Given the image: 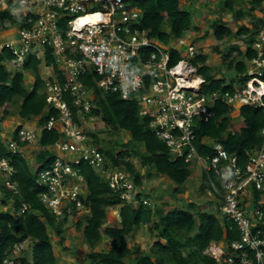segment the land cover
Masks as SVG:
<instances>
[{
  "label": "built area",
  "instance_id": "built-area-1",
  "mask_svg": "<svg viewBox=\"0 0 264 264\" xmlns=\"http://www.w3.org/2000/svg\"><path fill=\"white\" fill-rule=\"evenodd\" d=\"M7 9L19 18L13 26L17 39L0 44V51L8 49L14 55L7 61L10 69H23L32 56L44 61L47 48L54 59V66H47L52 76L45 80L44 89L48 108L57 113L50 114L41 125H22L18 132L19 141L33 145L44 130L60 131L52 146L55 159L36 179L39 187L46 188L40 196L52 213L64 218L88 212L81 199L87 197L85 176L79 167L82 162L100 171L124 203L151 204L139 194L130 173L113 165L91 134L89 124L99 117L91 114L93 91L82 79L94 72L104 92H118L122 99L137 101L140 115L150 119V127L166 142L173 160L197 164L202 172L220 179L219 187L210 177L212 189L208 192L219 200L221 217L236 223L240 238L213 242L204 253L219 264H264V129L262 146L247 152L245 165L221 142L210 138L202 142L212 145L214 153L200 154L195 132L196 123L214 117L212 107L218 100L232 112L242 106L264 111V25L253 43L257 54L247 63L249 79L235 83L233 91L206 94L201 91L203 79L192 87L194 80L189 77L196 70L186 72L185 67L190 65L187 61L178 65L184 64L179 71L182 74L177 73L178 66L169 67L168 46L150 37L149 30L138 27L141 11L130 0H0V11ZM98 14L105 19L81 21L82 17ZM147 49L151 51L145 57ZM188 53L195 55L193 45ZM19 141L9 138L8 149L21 153ZM0 170L5 175L4 183L18 193L16 182L11 180L15 168L9 158L0 160ZM29 209L24 202L19 213ZM21 250L22 244L15 245L4 264H19Z\"/></svg>",
  "mask_w": 264,
  "mask_h": 264
},
{
  "label": "trees",
  "instance_id": "trees-1",
  "mask_svg": "<svg viewBox=\"0 0 264 264\" xmlns=\"http://www.w3.org/2000/svg\"><path fill=\"white\" fill-rule=\"evenodd\" d=\"M230 12H234V0H222ZM264 0H251L249 12H254ZM134 7L141 11L138 27L150 31V37L156 38L164 45L170 46L175 40L183 38L193 24V12L183 6L182 0H130ZM235 18H241L244 10L235 12ZM19 18L12 9L0 11V25L9 29L10 25L18 24ZM9 24V25H6ZM264 23L252 22L251 26L241 25L237 34H245L246 50L238 47L237 56L227 63L229 55L220 51L218 45L215 50L222 53L223 61L228 69L236 70L237 78L227 82L225 77L212 74V67L208 64L209 56L206 53H197L191 64L197 69V74L203 76V93L214 91L234 90V83L248 80V65L246 59H252L257 51L253 48L256 34ZM214 38L223 42L231 40L235 30L223 18H217L210 25ZM147 49L144 56H148ZM47 58L42 61L32 56L21 70H8L6 61L14 58L8 49L0 51V123L13 115L12 106H17V114L23 121L39 117L42 124L45 119L56 110L47 109L45 79L40 74V66H54L52 51L47 48ZM169 67L176 66L183 59V52L170 47ZM143 57V58H145ZM33 73L35 81L31 88L26 86V74ZM264 78V77H263ZM99 76L89 72L83 77L85 85L93 91V109L91 114L99 116L101 121L112 133L126 131L130 139L125 143L111 140L108 146H102L100 139L93 134L99 148L111 160L113 165L122 166L134 177L137 185H143V176L136 168L131 154L132 146L140 145L145 154L140 153L141 166L152 167L158 174L166 175L174 184L175 192L181 191L184 184L192 175L191 164L184 159L173 160L165 142H163L150 128V119L139 114L136 100L122 99L117 92H104L98 87ZM72 106L71 100L67 99ZM215 115L209 121L200 120L195 125L197 134L196 145L202 155L213 154L214 149L209 143L202 142L204 138L219 141L230 154L238 157L241 165L247 162V152L258 149L263 144L262 130L264 129V111L251 106H242L237 116L223 101L218 100L212 107ZM240 120L236 127L234 119ZM19 128V127H18ZM19 129L14 134L19 141ZM92 134V133H91ZM60 137V131L44 130L39 137L40 146L36 155L37 168L33 172L27 159L21 153L11 152L6 142L0 136V160L9 158L15 168L11 177L16 182L18 193L9 188L1 178V190L5 197L0 195L2 206L9 204L12 199L13 211L0 210V264L10 256L15 245L25 242L32 243L31 255L21 250L18 256L19 264H58L53 242V233L65 241V224L69 216L58 217L45 205L40 194L46 188L36 184L37 175L41 170L48 168L55 159L52 146ZM21 146L25 145L19 141ZM79 167L85 176L87 197L81 199L89 212L84 219L76 221V230L82 232L84 242L88 244L90 264H219L204 251L213 242H232L240 238V231L232 220L221 217L211 211H201L195 203H189L188 209L175 207L166 211L162 207H153L151 204L133 206L122 201L115 193L101 172L82 162ZM210 177L220 187V179L215 174L202 173L203 191L212 189ZM260 195L257 193L256 198ZM26 202L30 209L20 214L22 204ZM119 208V224L107 225L109 212ZM220 214V213H219ZM73 216H76V212ZM156 232L157 239L151 246L150 254L139 253L133 249L127 237L144 225ZM51 228V230H50ZM104 236L109 238L107 250L97 251L96 247L103 241ZM256 264V263H255Z\"/></svg>",
  "mask_w": 264,
  "mask_h": 264
},
{
  "label": "rangeland",
  "instance_id": "rangeland-1",
  "mask_svg": "<svg viewBox=\"0 0 264 264\" xmlns=\"http://www.w3.org/2000/svg\"><path fill=\"white\" fill-rule=\"evenodd\" d=\"M250 1L251 0H234V12H230L227 9L226 4L222 0H182L183 6L191 10L194 14L193 24L191 29L186 32L185 36L181 38V40H175V42H173L170 46L176 47L177 49L182 51L183 55L187 56V64H190L189 60L190 58H192V55L188 53V50L189 45H193L194 52L206 53L209 56L208 64L211 65L212 74L214 76L225 77L227 82L237 78L236 70L228 69L227 63L232 57L237 56V47L243 52L246 50L244 40L247 37L245 34H237L239 27L241 25H248L250 27L252 22H258L260 24L264 23V1L257 10H255L254 12H249ZM240 9L244 10V15L241 18H235V12L239 11ZM217 18H223L225 21H228L229 24L235 30L236 33L231 40H225L223 42H220L217 41L212 34H210L212 33L210 25ZM14 32L15 29L13 25H10L9 29H3L0 25V44L3 43L5 40L17 39V33ZM9 33L14 34L13 36L7 37ZM217 45L220 51L229 55L227 63L223 61L222 53H218L215 50V47ZM7 64L9 67V63ZM185 68L186 72L190 71L189 65H187ZM46 70V66L42 64L40 66V74L43 72V75L47 78L48 76H50V74L46 73ZM196 74L194 73L189 78L191 80L193 76L194 78H197ZM34 81L35 77L33 73L26 74V86L28 88L32 87ZM11 109L13 110L14 114L6 118L4 122L0 123V136L3 138L4 141H6L7 138L14 137V134L17 131L16 123L21 121L20 118H18L19 115L17 114V106H12ZM31 122H33V124L36 126L39 125L38 117L33 118ZM238 122H240L239 119L234 122L236 124V127H239ZM89 127V129H92V131L98 133L97 136L99 137L100 144L102 146H108L111 140L117 141L120 144L125 143L130 139L129 133L124 130L116 133L110 132V130L105 126L104 122H102L100 119L97 123L93 122L89 124ZM39 148V144L35 142L28 148L21 150V154L27 159L28 164L30 165V168L33 172L38 166L36 161V155L39 151ZM131 148L133 149L131 154L132 160L138 171H141L140 173H142L143 176L142 195H145L147 198L150 199L151 205L153 207H162L166 211H168L175 207L188 209L189 203H195L201 211L208 210L222 216L218 212L217 207L219 204V200L217 199V197L214 194H210L208 190L203 191L201 189L202 172L200 171L199 165H192L191 177L184 184L181 191L175 192V184L166 175L158 174L150 166H141L140 153L145 154V149L142 144H135ZM51 152L54 154L56 153V151L54 150ZM3 176L5 175L1 174L2 180ZM0 195L2 197H5V194L1 190V181ZM8 202L9 204L5 207L2 206L0 202V210L13 211L14 202L12 201V199H8ZM213 203L215 204V206ZM118 212V207L113 208L109 212V217L106 223L107 225L117 226L119 224ZM61 218L63 217H60V219ZM79 219L83 220L84 216L79 214L70 217L69 221L65 224L64 242H61V238L57 236L55 232H52L56 256L59 262L58 264H90L89 253L91 249L88 244L84 242L82 232L76 230V221H78ZM151 225L152 224L139 227L137 228V230H135L134 233L127 237L129 245L133 249H137L139 253L150 254L151 246L153 242L157 239L156 232L150 229ZM110 241L111 240H109L107 236H104L103 241L98 245V247H96V250H107ZM22 250H25L26 253L31 255L32 243L29 241L23 243Z\"/></svg>",
  "mask_w": 264,
  "mask_h": 264
},
{
  "label": "clouds",
  "instance_id": "clouds-1",
  "mask_svg": "<svg viewBox=\"0 0 264 264\" xmlns=\"http://www.w3.org/2000/svg\"><path fill=\"white\" fill-rule=\"evenodd\" d=\"M181 40V39H180ZM246 45V44H245ZM189 46H191V45H189ZM170 47H173V46H168V48L170 49ZM173 48H176V47H173ZM177 49V48H176ZM179 50V49H178ZM197 53L195 52V55H196ZM194 55V56H195ZM184 56V55H183ZM194 56H192V58L194 57ZM192 58H190V59H192ZM186 59H187V56H184L183 57V59L180 61V62H182V61H186ZM248 60H250V59H246V61H248ZM180 62L176 65V66H178L179 64H180ZM188 62V61H187ZM189 63H190V68H193V69H195L196 70V68L191 64V62H190V60H189ZM248 63V62H247ZM6 65H7V61H6ZM42 65V64H41ZM44 65V64H43ZM184 65V64H183ZM248 65V64H247ZM44 66H46V65H44ZM176 66H174V67H176ZM47 67V66H46ZM173 67V68H174ZM7 68H8V65H7ZM172 68V67H171ZM8 70H11L10 69V67H9V69ZM11 71H13V70H11ZM195 74H196V72H195ZM196 77H198V78H200V80L201 79H203L204 81L202 82V84H201V88H202V85H203V83L205 82V79L203 78V76H201V75H198V74H196ZM248 77V76H247ZM193 78H194V76H193ZM263 78V77H262ZM248 79H249V77H248ZM194 80V79H193ZM262 82H264V78L261 80ZM200 83V82H199ZM236 83V82H235ZM234 83V84H235ZM237 83H239V82H237ZM44 91H45V89H44ZM201 91H202V89H201ZM203 93V92H202ZM207 94V93H206ZM47 96V95H46ZM47 101V100H46ZM137 102V101H136ZM138 104V103H137ZM139 106V105H138ZM47 109H49L48 108V104H47ZM237 111L238 110H236L235 112H232V115H234V116H237ZM235 113H236V115H235ZM139 114H140V107H139ZM141 116V115H140ZM49 117V116H48ZM99 117V116H98ZM143 117V116H142ZM36 118V117H35ZM148 118V117H147ZM99 119L101 120V118L99 117ZM32 120V119H31ZM31 120H29V121H31ZM236 120H238V118L237 117H235V119H234V122L236 121ZM23 121V120H22ZM29 121H23V122H21L20 124H18L17 125V127H16V129H19L22 125H26V122H29ZM99 120H97V121H95V123H97ZM44 123V122H43ZM238 123H240V122H238ZM38 124L39 125H41L40 123H39V117H38ZM238 125H240V124H238ZM26 126H28V125H26ZM19 127V128H18ZM151 128V127H150ZM152 129V128H151ZM153 131V130H152ZM91 133H92V135L93 134H96V135H98V133H95L94 131H91ZM42 134V133H41ZM41 134H40V136H41ZM39 136V137H40ZM94 136V135H93ZM12 138V137H11ZM13 138H15V137H13ZM95 138V137H94ZM9 138H7L6 139V141L8 140ZM16 139V138H15ZM162 140V139H161ZM5 141V142H6ZM38 141H39V138H38ZM38 141H37V144H38ZM163 141V140H162ZM164 142V141H163ZM95 143H96V140H95ZM166 143V142H165ZM97 144V143H96ZM7 145V144H6ZM25 145H27V144H25ZM25 145H23V146H25ZM98 145V144H97ZM167 145V144H166ZM99 146V145H98ZM168 146V145H167ZM169 148V147H168ZM169 151H170V149H169ZM22 153V152H21ZM171 155V154H170ZM172 158V157H171ZM120 167H122V166H120ZM191 167H192V165H191ZM124 168V167H123ZM127 170V169H126ZM97 171V170H96ZM128 171V170H127ZM201 171V170H200ZM98 172H100V171H98ZM129 172V171H128ZM141 172V171H140ZM202 172V171H201ZM130 173V172H129ZM203 173V172H202ZM102 174V173H101ZM142 174V173H141ZM130 175L132 176V174L130 173ZM132 178H133V180H134V177L132 176ZM106 180V179H105ZM134 182H135V180H134ZM136 184V183H135ZM137 185V184H136ZM138 186V188L140 189V195L141 196H143V197H145V198H147L145 195H142V192H143V189H142V185H137ZM147 199H149V198H147ZM150 200V199H149ZM123 201V200H122ZM218 201V200H217ZM219 202V201H218ZM219 205V204H218ZM218 208V207H217ZM88 212H89V210H88ZM87 212V213H88ZM219 212V211H218ZM87 213H85V214H87ZM220 213V212H219ZM83 216H85V215H83ZM118 216H119V212H118Z\"/></svg>",
  "mask_w": 264,
  "mask_h": 264
},
{
  "label": "bare ground",
  "instance_id": "bare-ground-1",
  "mask_svg": "<svg viewBox=\"0 0 264 264\" xmlns=\"http://www.w3.org/2000/svg\"><path fill=\"white\" fill-rule=\"evenodd\" d=\"M105 19V15H102V14H98V15H88V16H85V17H82V22L83 23H95L97 21H100V20H104ZM183 67V64H181L180 66H178V72L179 74H182V72H179ZM199 82H200V78H194V81L192 82V87H195L196 85H199Z\"/></svg>",
  "mask_w": 264,
  "mask_h": 264
},
{
  "label": "crops",
  "instance_id": "crops-1",
  "mask_svg": "<svg viewBox=\"0 0 264 264\" xmlns=\"http://www.w3.org/2000/svg\"><path fill=\"white\" fill-rule=\"evenodd\" d=\"M13 34H14V33H9V34L7 35V37H8V36H13ZM7 65H8V64H7ZM8 69H9V67H8ZM46 69H47V70H46V73H48V74H52V73H51L52 71H51L50 69H48L47 67H46ZM41 75H43V72L41 73ZM51 76H52V75H50V76H48V77L46 78V77L43 75L42 77H43L45 80H47V79L50 78ZM13 118H14V117H13ZM18 118H20V117L18 116ZM18 118H17V119H18ZM20 120H21V121H19L18 123H16L17 125L20 124V123L22 122V119H21V118H20ZM30 123H31V125H30ZM26 125H28V126H33V127H34V124H33V122H31V121L26 122ZM29 146H30V145H26L25 147L22 148V150L28 148ZM161 175H162V174H161ZM213 204H214V203H213ZM214 206H215V204H214ZM117 218H118V217H117ZM109 240H110V239H109ZM97 247H98V246H97ZM55 254H56V251H55ZM57 259H58V258H57ZM58 263H59V262H58Z\"/></svg>",
  "mask_w": 264,
  "mask_h": 264
}]
</instances>
